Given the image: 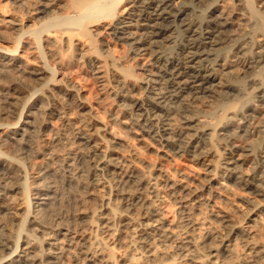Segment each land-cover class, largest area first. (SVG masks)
<instances>
[{
	"label": "bare ground",
	"instance_id": "bare-ground-1",
	"mask_svg": "<svg viewBox=\"0 0 264 264\" xmlns=\"http://www.w3.org/2000/svg\"><path fill=\"white\" fill-rule=\"evenodd\" d=\"M7 1L0 0V38L14 47L0 45V264H264V151L239 144L258 115L264 143V73L236 91L221 79L264 64V37L257 43L230 31L231 6L264 26V0H220L201 12L205 0H130L118 16L127 0H10L12 9ZM111 39L148 55L152 78L141 83L123 66ZM171 40L178 47L164 51ZM221 45L229 46L226 56L212 59ZM62 53L89 64L112 102L108 122L68 77ZM226 89L235 99L221 105L216 121L200 120V98ZM54 114L66 129L37 145ZM111 123L141 146L152 142L160 160L186 156L203 173L190 177L147 161ZM242 152L254 154L251 173L242 171ZM57 184L76 192L74 226L66 214L54 217ZM19 193L25 198L16 204ZM167 206L173 216L161 215ZM20 212L14 232L9 221Z\"/></svg>",
	"mask_w": 264,
	"mask_h": 264
},
{
	"label": "rangeland",
	"instance_id": "rangeland-1",
	"mask_svg": "<svg viewBox=\"0 0 264 264\" xmlns=\"http://www.w3.org/2000/svg\"><path fill=\"white\" fill-rule=\"evenodd\" d=\"M207 1V2H206ZM217 1H220V0H205L204 4L202 6H197L196 7V10L201 12L202 10L204 9H207L208 7L210 8L211 5L213 6ZM7 2H10V7L8 6V3ZM7 2H5V6H8L6 7V10L9 11L10 9H12V6H13V1H10L8 0ZM127 2V4H126ZM126 2H124V4L118 9V11L116 12V16H118V14H121V12L125 9V12L126 13L129 8L131 7V4H130V0H127ZM210 2V3H209ZM255 2V0H254ZM12 3V4H11ZM209 3V4H207ZM7 4V5H6ZM129 4V5H128ZM187 4V3H186ZM184 5V4H183ZM183 5L180 4V7H183ZM185 6V5H184ZM255 6L256 8L259 6V4H256L255 3ZM128 7V8H127ZM233 10L234 9V14L236 15V19H235V27L232 29L231 28V33L233 31L232 34L234 35H237L238 37H252L254 39V41H256L257 43L259 42V40H262V38L264 37V26L261 25L260 23H256L254 21V19L252 18V16L249 14V12L245 9V8H242L240 6H238L237 8H234L233 6H231ZM7 8H10V9H7ZM123 8V9H122ZM238 10V11H237ZM11 11V10H10ZM121 11V12H120ZM239 12V14L237 13ZM242 12L244 13L242 15ZM137 13V12H136ZM241 14V15H240ZM127 17H125L127 20L130 21L129 19V16L126 15ZM246 16V17H244ZM131 18H134V19H137L136 18V15H134V17L130 16ZM245 18V19H244ZM247 18V19H246ZM238 19V20H237ZM249 19V20H248ZM253 19V20H252ZM238 21V23H237ZM246 21V22H245ZM240 23V24H239ZM167 25V23H165ZM253 24V25H251ZM179 23L178 21H176V23H172L171 24V32L168 33V34H171L173 39L176 38L178 36L177 32H176V28L178 27ZM248 27V28H247ZM250 28V29H249ZM239 29V30H238ZM248 29V30H247ZM10 31V30H9ZM8 31V35L11 34L12 32ZM237 32V33H235ZM175 34V35H174ZM241 34V35H240ZM11 35H9L10 37ZM257 38L259 40H257ZM261 38V39H260ZM7 41V42H6ZM115 41H117V43H114ZM13 41L11 39L9 40H3L0 38V45H2V47H6V48H12L14 47V44L12 43ZM111 43H112V48H113V55L114 56H118V58H121L122 60V65L125 66L126 63L127 65L125 67H130L132 68L135 73L141 75L140 76V79H141V83H145L147 82V80L144 81V79H151L152 78V75L154 74L155 72V66H154V61L151 60V58L148 57V55H144L143 56H138L137 53L135 51L132 52L131 48L129 46H127V44H125L124 42L122 41H119V40H112L111 39ZM123 43V44H121ZM170 43V44H169ZM9 44V45H8ZM123 45V46H121ZM178 44L177 43H173V40L169 41L168 43H166V47L164 46V51L166 50H169V49H172V50H175L176 47ZM9 46V47H8ZM12 46V47H11ZM116 46V47H115ZM168 46V47H167ZM224 46V47H223ZM1 47V46H0ZM126 47V48H125ZM124 48V49H123ZM219 48V49H218ZM115 49V51H114ZM130 49V50H129ZM119 52H118V51ZM126 52H124V51ZM129 50V51H128ZM229 50V46L228 45H221V46H217L215 47V50H213L212 54L214 56H212L213 58L212 59H217V60H220L221 58H224L227 54V51ZM117 51V52H116ZM121 52V53H120ZM22 54H25L26 57L30 58V53L29 51H26L25 53L24 52H21ZM118 53V54H117ZM124 53V54H123ZM126 53V54H125ZM121 54V55H120ZM135 54V55H133ZM116 56V57H117ZM120 56V57H119ZM138 56V57H137ZM146 56V57H145ZM134 57V58H133ZM31 59V58H30ZM128 59V60H127ZM69 61V62H66V61ZM150 60V61H149ZM72 58L70 57V55H67V53H62V63L64 62V66L67 68H65L66 70V73L68 75V77H70V79H72L73 81L75 82H80V83H77L79 84V86L84 90V98H87L86 100L90 101L92 100V106L97 108V111H99L100 115H101V118L103 121L105 122H108L109 121V118H108V115L105 111H108L109 110V107L112 108V102L110 100L107 101V97H102L103 95V92H102V87L99 83H96L98 81H96V79H94L95 77L92 75V70L89 66L88 63H86V61H73ZM137 61V62H136ZM144 61V62H143ZM80 62V63H79ZM131 62V63H130ZM149 62V63H148ZM151 62V63H150ZM147 63V64H146ZM70 64V65H69ZM131 64V65H130ZM138 64V65H137ZM139 64H145V67L147 69V72H144V74L142 75L141 73V69H140V66ZM152 64V65H151ZM67 65V66H66ZM82 65V66H81ZM262 65V66H261ZM261 65H258L256 66L255 68H252V69H247L245 70L242 75V73H234V76L232 75V73H228L229 71L227 72H224L222 75H221V79H222V82H224L225 85H229L231 86L232 85V90L233 91H236V90H240V89H243L245 88V86L247 85V83L252 79V78H259V77H262V74L264 73V64H261ZM69 66V68H68ZM89 66V67H88ZM139 68H138V67ZM144 67V68H145ZM151 71H150V70ZM69 70V71H68ZM138 70V71H137ZM149 70V71H148ZM90 71V72H89ZM71 72V73H70ZM90 73V74H89ZM146 73V74H145ZM228 75H224V74H227ZM231 74V75H230ZM71 75V76H70ZM144 76V77H143ZM242 78H240V77ZM151 77V78H150ZM249 77V78H248ZM234 79V80H233ZM241 79V80H240ZM234 84V85H233ZM101 90H100V89ZM235 88V89H234ZM237 88V89H236ZM252 89H250L249 91H251ZM226 91V92H225ZM224 93L220 94V95H206L204 96V100L203 98H200L202 100H199V102H197L196 106L200 107V111L197 109V117L203 121L204 119V122H207V123H210L209 121H216L217 120V117L218 115L220 114V109H221V105L222 104H225V103H228V102H231L235 99V97L233 95L230 96V91L229 90H225ZM229 92V93H228ZM32 93L30 92L29 95H31ZM101 95V96H98V95ZM236 93H234L235 95ZM98 96V97H97ZM209 96V97H208ZM219 96V97H218ZM230 96V97H229ZM243 97V96H242ZM94 99H97V102H95L96 100ZM103 99V101L101 102L100 104V100ZM105 99V100H104ZM109 99V98H108ZM218 99V101H217ZM233 99V100H232ZM99 101V102H98ZM204 101V103H202ZM227 101V102H226ZM91 102V101H90ZM111 103V104H110ZM207 104V105H206ZM211 106H210V105ZM100 105V106H98ZM102 105V106H101ZM110 105V106H109ZM212 106H215V107H212ZM202 107V109H201ZM263 107V106H262ZM107 108V109H105ZM110 108V109H111ZM205 109V110H204ZM216 109V110H215ZM207 110H210V111H207ZM102 113H101V112ZM203 111H206L205 113ZM106 114L104 116V114ZM207 115V116H205ZM55 116V117H54ZM212 116V117H211ZM216 117V118H215ZM107 120H106V119ZM206 118V119H205ZM261 118H262V115H258L256 116V118H254L251 123L249 124V128H250V134L249 136H245L246 139H244V137L239 141V144H241L243 147H246V148H249L250 149V146L254 143L256 145H258V147H260V150L259 152L261 153L262 151H264V143H262V133H261V128H260V122H261ZM62 119L60 117H58L56 114L52 115L51 116V119H50V125H48V131L44 134V135H40L37 140H36V144L39 145V146H46V144H49L51 142V140L54 138L55 136V133L57 131H62L64 129H66L65 126H62L64 125L63 123V120L61 121ZM208 120V121H207ZM257 121V122H256ZM61 122V123H59ZM52 123V124H51ZM214 123V122H212ZM257 124V125H256ZM112 125V128L115 129L116 127V131L122 133L121 131H123L122 129H119V125H115V123H111ZM257 127H256V126ZM60 127V128H59ZM257 128V129H256ZM119 129V130H118ZM254 129V130H253ZM259 129V130H258ZM253 132H254V135H253ZM257 132V133H256ZM50 133V134H49ZM256 133V134H255ZM124 134L127 135V137L129 136L128 134H125V132L122 133V135ZM46 135H49V136H46ZM43 136V137H42ZM53 137V138H52ZM125 137V138H127ZM250 137V138H249ZM258 137V138H257ZM43 140H42V139ZM51 139V140H50ZM259 139V140H258ZM128 142L135 146L140 154H142L141 156L142 157H145L147 159V161L149 160L150 162H154V163H163L164 164V168L166 170H168V172H181L183 174H186L190 177H195L197 175V178L200 174H202L204 171L203 168L200 166V164H198L197 162L195 161H192L190 160L188 157L186 156H182V155H171L169 156L168 160H160V156H158L155 151L153 149H156V146L150 142V141H147L148 144L152 145L151 148H148V147H145V146H141L140 144H138V142H136L131 136L128 137ZM50 141V142H49ZM254 141V142H253ZM257 141V143H256ZM248 142V143H247ZM252 142V143H251ZM259 142V143H258ZM243 143V144H242ZM245 143V144H244ZM250 143V144H249ZM245 145V146H244ZM250 145V146H249ZM221 146V147H220ZM155 147V148H154ZM218 150H220L219 153H224L225 149H227L225 147V145L223 144H219V146L217 145L216 147ZM243 153V154H242ZM242 156L245 158V163L242 165V171L243 172H248V173H251L252 171V163L250 162L251 159H253V155L250 153V152H242ZM240 154V153H239ZM160 157V158H159ZM145 159V160H146ZM34 162H37L39 161L38 159H33ZM160 161V162H159ZM28 170V169H27ZM185 172V173H184ZM149 186H148V193H152L153 192V187H154V182L151 180L149 181ZM150 185L152 187H150ZM57 186L59 188H57L59 190V193H60V198H61V203L59 205H57V208H55V210H57V212H55V215L54 217H57L56 213H63V214H66V218L68 219L69 218V221H66L68 222L67 224L68 225H71L74 226V223L72 222V220H70L73 215H74V211H76L78 209V205L77 203H74L73 201V196L76 194L75 190H67L65 191V189L61 188L60 187V184H57ZM64 191H63V190ZM150 190V191H149ZM74 193V194H73ZM22 194V195H21ZM64 196H63V195ZM16 195V196H15ZM20 195V198H17L19 197ZM67 195V197H65ZM23 193H19L18 195L17 194H14V200H15V203L16 204H20L21 202H23L22 199L23 198ZM22 198V199H21ZM20 199V200H18ZM19 201V202H17ZM71 204V205H70ZM168 207V208H167ZM166 208H164L165 210H162L161 212H163L161 215H165L166 216H169V214H171L173 216V209L169 206H167ZM63 208V209H62ZM167 209V210H166ZM169 209V210H168ZM64 210V211H63ZM168 211V212H167ZM66 212V213H65ZM166 212V213H165ZM69 213V214H68ZM165 213V214H164ZM22 214V215H21ZM71 215V216H70ZM24 218V215H23V212H20L18 213V216L19 218H16V217H13L11 220L13 221H9V222H12L10 225H9V228L12 230V231H17L19 232L20 230V224H21V220ZM64 216V215H63ZM71 217V218H70ZM19 219V220H18ZM19 222H17V221ZM65 223V222H64ZM15 226H14V225ZM66 224V223H65ZM81 224V223H80ZM13 225V226H12ZM17 225V227H16ZM78 225V224H77ZM12 226V228H11ZM19 226V228H18ZM17 229V230H16ZM28 229V228H26ZM23 231V230H22ZM23 233L26 234V231H23ZM107 235L108 236V239H107ZM110 235V234H109ZM108 234H103V237L107 240H109L110 236ZM22 237H24V235L22 234ZM34 242L33 245H35L36 247H38L37 245V242L35 240H32ZM65 261V262H64ZM61 262V263H60ZM57 264H75L72 260H69L67 258H60V261H58Z\"/></svg>",
	"mask_w": 264,
	"mask_h": 264
}]
</instances>
